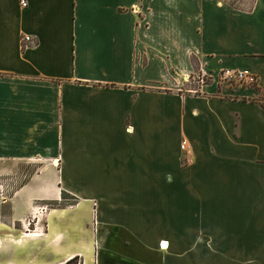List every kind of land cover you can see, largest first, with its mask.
<instances>
[{"label":"crops","instance_id":"0c3cea01","mask_svg":"<svg viewBox=\"0 0 264 264\" xmlns=\"http://www.w3.org/2000/svg\"><path fill=\"white\" fill-rule=\"evenodd\" d=\"M0 161V264H264V0H0Z\"/></svg>","mask_w":264,"mask_h":264},{"label":"rangeland","instance_id":"374dc122","mask_svg":"<svg viewBox=\"0 0 264 264\" xmlns=\"http://www.w3.org/2000/svg\"><path fill=\"white\" fill-rule=\"evenodd\" d=\"M229 2L235 4L238 7L242 8H248L252 4L253 0H228ZM199 78V77H198ZM192 79L193 86L199 87L200 83L210 84L213 82L212 78L210 77H203L200 76L199 79ZM202 79L204 81H202ZM40 162L37 161H31V162H25L21 164H12V162H3L0 161V220L2 221H8L10 222V210H11V204L9 201V198L12 197L14 192L23 185L28 179L30 178V175H32L37 167L40 165ZM76 196L70 195L68 193L63 194L62 201L60 203L53 202L52 204L46 205H40L37 208V212L39 215H44L46 217L47 212L55 211L62 205H68V204H74L77 203ZM40 217V220H42L43 217ZM44 225H41V229L37 233H43L44 229L46 230L48 228L47 221L45 220L43 222ZM0 233L10 232L12 233V250L16 249L18 250L17 246H15V240L18 235L24 236L25 233L29 232H36V220L30 215L26 218V221L24 225L20 223H12V226L10 228L9 225H0ZM43 236V235H42ZM37 236V237H30L33 243V257L29 260L30 262L28 264H42V260L40 256H37V253L41 255L42 247L44 248L50 247L51 245L48 243V238ZM17 244V243H16ZM22 244V242H21ZM11 243H7L6 246H3V250L9 248ZM19 254V252L17 253ZM21 259L25 261L28 259L22 252L20 255ZM14 261V260H12ZM22 261V262H23ZM88 262V259H86ZM85 259L82 257H77L74 260L71 261L70 264H84ZM17 264H24V263H17Z\"/></svg>","mask_w":264,"mask_h":264},{"label":"built area","instance_id":"2783aa9c","mask_svg":"<svg viewBox=\"0 0 264 264\" xmlns=\"http://www.w3.org/2000/svg\"><path fill=\"white\" fill-rule=\"evenodd\" d=\"M22 5L26 6L27 3L22 1ZM24 39L26 41H31L32 40V36H24ZM205 77V75L203 76ZM219 78L225 80V81H229L230 83H239L241 85L244 86H255L258 81L259 78L256 74L250 72L249 70H234V69H224L221 71V73L219 74ZM202 81H204L202 79ZM187 142L184 141L182 143V148L184 150H188L187 147Z\"/></svg>","mask_w":264,"mask_h":264},{"label":"trees","instance_id":"16d2710c","mask_svg":"<svg viewBox=\"0 0 264 264\" xmlns=\"http://www.w3.org/2000/svg\"><path fill=\"white\" fill-rule=\"evenodd\" d=\"M75 258H77V257H74V258L70 259L69 261H67V262H66V263H64V264H70V263H71V261H72V260H74Z\"/></svg>","mask_w":264,"mask_h":264}]
</instances>
